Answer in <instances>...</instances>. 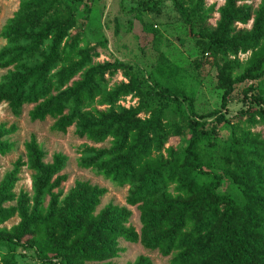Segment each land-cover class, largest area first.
Returning a JSON list of instances; mask_svg holds the SVG:
<instances>
[{
	"label": "trees",
	"instance_id": "trees-1",
	"mask_svg": "<svg viewBox=\"0 0 264 264\" xmlns=\"http://www.w3.org/2000/svg\"><path fill=\"white\" fill-rule=\"evenodd\" d=\"M86 1L18 0L0 31V104L14 117L31 106L29 120L50 118L53 132L74 127L79 139L109 141L84 147L77 166L127 187L125 202L137 208L140 229L129 225L126 207L97 211L103 187L75 181L64 195L66 157L45 162L31 136L0 178V264H19L18 249L32 252L37 264H114L124 252L120 240L170 257L169 264H264V138L253 131L264 128V0L256 7L223 0L218 9L204 0H169L198 57L187 64L180 53L160 51L164 36L149 26L158 54L146 72L118 59L96 61L97 45L72 33L91 11ZM158 3L143 1L136 10L158 14ZM209 69L220 109L199 114L194 82ZM118 74L124 81H115ZM247 81L256 86L244 90L246 107L232 121L227 105ZM129 96L134 106L119 105ZM16 130L0 125L1 156L13 148L4 137ZM171 138L177 146L168 145ZM23 168L31 172V194L14 191ZM224 183L238 198L221 191ZM126 264L151 262L139 256Z\"/></svg>",
	"mask_w": 264,
	"mask_h": 264
},
{
	"label": "rangeland",
	"instance_id": "rangeland-1",
	"mask_svg": "<svg viewBox=\"0 0 264 264\" xmlns=\"http://www.w3.org/2000/svg\"><path fill=\"white\" fill-rule=\"evenodd\" d=\"M143 1L153 2L157 0H87V5L90 6L91 11L84 15L87 18H78V26L72 33L79 32L84 43L91 46L97 45L100 56L96 61L104 62L118 59L129 64L133 69H141L146 72L155 67L158 54L152 47V33L148 29L150 26L158 29L164 36L160 51L172 54L180 53L187 64L192 63L198 57V53L192 42L187 38L185 29L181 26L179 15L171 1L159 0L157 5L158 14L145 10L138 12L136 9ZM259 1L243 0L244 3L253 7H256ZM204 3L206 7L214 5V8L218 9L223 4V0H204ZM17 8L18 0H0V31ZM80 10H82V7H80ZM217 18L218 15L214 13L208 23L214 25ZM165 39L168 40V43L165 42ZM99 42H105L106 44L101 46ZM4 44L5 42L0 37V48ZM246 58L247 55H240L241 60ZM188 70L190 73L194 71L192 68H188ZM5 72V70H0V77ZM197 73L202 76L203 72L199 70ZM215 73L214 69L206 70L204 78L194 82L197 86L195 109L199 114L220 109L221 91L214 88ZM115 81L120 82L124 79L118 74ZM249 85L256 86V82L247 81L235 86L227 105V112L223 111V113H226V118L236 121L238 111L245 109L244 90ZM30 109L31 106H24L21 116L14 117L6 104H0V125L4 124L6 127L15 125L17 127L15 133L4 137L5 140L12 143L13 148L7 155H0V178L11 169L12 163L18 157H23L24 143L31 136H34L45 155V162H51L52 156L56 153L66 157V166L62 173L67 175V180L60 186L64 195L73 187L75 181H87L92 185L103 187L107 192L101 198L97 211L109 203L126 207L132 213L129 225L139 231V212L136 207H129L125 202L127 187H118L103 177L95 175L92 170L81 169L77 166V160L84 147H108L109 141L94 145L85 139L77 138L73 133L74 127H70L66 134L53 132L51 126L54 121L47 118L42 122H31L27 115ZM212 119L209 118L208 121ZM253 131L260 132L264 138V128L262 126L255 127ZM178 143V138H171L168 145L177 146ZM30 175L31 172L26 168L22 169L19 176L20 180L14 190L15 193L25 191L31 194ZM232 188L233 186L230 183H224L221 191L238 198L237 192ZM17 222L18 219L15 217L6 222L4 226L9 228ZM119 246L124 249V252L119 257L111 260L114 264L133 262L139 256L147 257L151 264H169L170 257H162L157 251L146 250L138 243L131 244L120 240ZM16 258L19 264H37L34 255L30 251L18 249Z\"/></svg>",
	"mask_w": 264,
	"mask_h": 264
},
{
	"label": "built area",
	"instance_id": "built-area-1",
	"mask_svg": "<svg viewBox=\"0 0 264 264\" xmlns=\"http://www.w3.org/2000/svg\"><path fill=\"white\" fill-rule=\"evenodd\" d=\"M132 100V101H130ZM136 104V99H131V97H126L124 100L119 102V105L124 106L126 108L130 107V106H134Z\"/></svg>",
	"mask_w": 264,
	"mask_h": 264
}]
</instances>
